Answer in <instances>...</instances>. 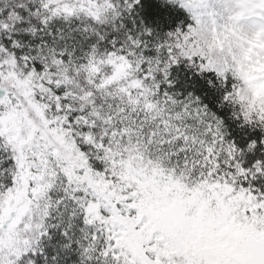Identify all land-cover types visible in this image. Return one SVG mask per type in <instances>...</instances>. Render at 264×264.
Here are the masks:
<instances>
[{
    "label": "snow or ice",
    "instance_id": "6c2138e0",
    "mask_svg": "<svg viewBox=\"0 0 264 264\" xmlns=\"http://www.w3.org/2000/svg\"><path fill=\"white\" fill-rule=\"evenodd\" d=\"M0 264H264V0H0Z\"/></svg>",
    "mask_w": 264,
    "mask_h": 264
}]
</instances>
